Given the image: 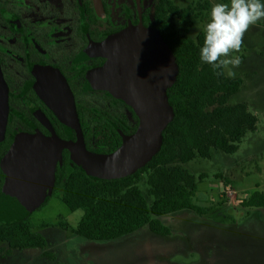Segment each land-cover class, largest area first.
I'll return each instance as SVG.
<instances>
[{
    "label": "trees",
    "instance_id": "1",
    "mask_svg": "<svg viewBox=\"0 0 264 264\" xmlns=\"http://www.w3.org/2000/svg\"><path fill=\"white\" fill-rule=\"evenodd\" d=\"M82 3L87 19L93 22L98 17L94 0H83ZM210 6L211 3L202 0L185 8L173 0H155L150 24L145 25L146 28L120 32L147 29L156 33L173 52L178 77L167 87L172 117L152 159L121 178L90 176L65 150L58 163L54 192L62 190L60 200L72 212L82 209L84 215L76 227L63 221L58 223L60 227L92 241H113L143 229L156 236L172 237L171 227L162 220L164 216L183 211H189L199 219L207 215V208L195 201L199 181L206 175L197 179L184 165L197 158L213 159L215 152L237 153L247 134L256 132L259 125V118L248 103H230L231 97L241 92L244 80L229 77L225 69L214 70L201 61L200 49L205 32L191 38L177 27V22H186L210 10ZM134 19L138 20V17ZM83 70L80 75L85 76L87 71ZM217 71L224 74L217 75ZM50 78L61 81L55 74ZM69 84L74 86L71 82ZM109 99L111 105H94L93 108L78 104L86 145L93 152L113 153L125 137L136 132L140 123L131 106L111 96ZM52 117L53 120L50 118L49 121L53 128L45 127V121L40 118L37 125L41 132L33 133L75 140L73 129L65 126L57 116L52 114ZM4 180L5 175L0 169V195ZM142 182L148 185L146 193L140 187ZM242 206L264 208V194L254 193L243 201ZM44 224L45 227L51 225ZM33 229L30 216L0 226V243L8 245L7 249L0 247V261L10 256L13 250L35 248L44 250L43 255L53 259V254L46 251L48 241Z\"/></svg>",
    "mask_w": 264,
    "mask_h": 264
},
{
    "label": "rangeland",
    "instance_id": "2",
    "mask_svg": "<svg viewBox=\"0 0 264 264\" xmlns=\"http://www.w3.org/2000/svg\"><path fill=\"white\" fill-rule=\"evenodd\" d=\"M102 1L97 0V3ZM173 1L185 8L201 0ZM202 1L211 3L210 10L186 22H177L180 32L191 38L205 32L215 3L228 2ZM105 2L114 14H106L103 20L113 25L123 24L130 11L131 0ZM16 6L22 8V24L27 34L32 28L41 31L43 36H39V42L41 39L46 45L55 43L56 51L60 49L59 41H64L65 37H53L46 25L51 23L54 33L67 16L66 24L73 27V18L78 16L79 10L77 0H0V44L2 40L8 42L14 38L3 24V15L5 9ZM70 34L71 30L66 35ZM11 42L15 41L11 39ZM63 45L62 49L71 48L69 44ZM233 54L239 56L241 63L238 67L229 65L225 69L226 74L242 78L244 85L239 94L231 97L230 103H248L250 110L258 116L259 125L256 132L247 134L237 153L215 152L213 159L197 158L184 165L197 179L206 175L199 185L209 189L210 193L202 188L205 195L195 199L198 205L200 202L201 206L207 207L204 218H196L189 211L164 216L162 220L171 227L172 237L156 236L143 229L113 241H92L58 225L63 221L76 227L84 211L72 212L60 200L62 190H56L42 207L30 215L34 232L48 241L46 251L54 258L44 256L45 251L38 248L16 249L1 259L0 264H264V208L242 206L243 201L254 193L264 194V20L249 27L241 50L230 53L229 58ZM229 72L235 74L230 75ZM222 180L223 183H232L239 192L242 199L239 205H229L223 194H219ZM140 187L145 193L148 190L145 182ZM44 223L51 225L45 227ZM0 247L7 249L8 245L0 243Z\"/></svg>",
    "mask_w": 264,
    "mask_h": 264
},
{
    "label": "water",
    "instance_id": "3",
    "mask_svg": "<svg viewBox=\"0 0 264 264\" xmlns=\"http://www.w3.org/2000/svg\"><path fill=\"white\" fill-rule=\"evenodd\" d=\"M95 2L98 12L102 11V3ZM100 50L107 63L95 73L96 84L134 109L140 120L136 132L125 137L113 153L89 150L69 86L49 80L41 92L60 121L75 130L76 138L35 134L17 139L2 161L5 183L0 195V226L21 221L43 206L54 193L58 163L65 150L82 171L104 179L130 175L157 153L173 113L167 95V87L178 77L173 52L147 29L120 33ZM9 111L8 89L0 85V138L5 135Z\"/></svg>",
    "mask_w": 264,
    "mask_h": 264
},
{
    "label": "flooded vegetation",
    "instance_id": "4",
    "mask_svg": "<svg viewBox=\"0 0 264 264\" xmlns=\"http://www.w3.org/2000/svg\"><path fill=\"white\" fill-rule=\"evenodd\" d=\"M82 1L77 0L79 10L78 16L73 18V27L66 24L67 18L69 20L67 16L62 20L63 25L54 33L51 23L46 25L53 37H65L64 41H59L60 49L57 51L55 43L46 45L41 39L39 42V36H43L41 31L32 28L30 34H27L22 24L20 6L8 7L4 11L3 24L13 34L14 38L11 39L15 42H11V39L8 42L2 40L0 44V85H5L8 89L10 107L6 132L0 138V169L3 173L2 161L17 139L35 134L33 132H41L37 125L40 118L45 121V127L53 128L49 119L53 120L52 114L55 113L41 92L44 90L43 86L52 80L51 75L55 74L66 85L68 82L73 83V87L70 84L67 86L74 96L77 110L78 104L90 105L92 108L94 105H111L109 96L121 101L96 84L95 73L107 63V57L101 53L100 48L121 31L148 26L155 0H131L130 11L125 22L120 25L103 20L106 14H114L109 11L105 0L102 1L104 9L101 13L94 3L98 17L89 22ZM138 1L140 6L137 5ZM136 17L138 20L134 19ZM70 30L72 34L66 35ZM63 43L69 44L71 48L62 49ZM82 70L87 71L85 76L80 75Z\"/></svg>",
    "mask_w": 264,
    "mask_h": 264
},
{
    "label": "clouds",
    "instance_id": "5",
    "mask_svg": "<svg viewBox=\"0 0 264 264\" xmlns=\"http://www.w3.org/2000/svg\"><path fill=\"white\" fill-rule=\"evenodd\" d=\"M264 20V0H228L215 3L211 8L210 20L205 27L203 46L200 49L202 62L214 70L227 69L229 65L238 67L239 53L244 35L249 27ZM223 75V71H217ZM234 75V72H229Z\"/></svg>",
    "mask_w": 264,
    "mask_h": 264
},
{
    "label": "built area",
    "instance_id": "6",
    "mask_svg": "<svg viewBox=\"0 0 264 264\" xmlns=\"http://www.w3.org/2000/svg\"><path fill=\"white\" fill-rule=\"evenodd\" d=\"M222 194L224 200L231 206H237L242 201L239 192L230 182L224 183Z\"/></svg>",
    "mask_w": 264,
    "mask_h": 264
},
{
    "label": "crops",
    "instance_id": "7",
    "mask_svg": "<svg viewBox=\"0 0 264 264\" xmlns=\"http://www.w3.org/2000/svg\"><path fill=\"white\" fill-rule=\"evenodd\" d=\"M224 182V180H222V185L220 186V192H219V194H222V187H223V183ZM201 183V182H200ZM199 183V184H200ZM202 188H204V187H201V185H199L198 186V191H197V194H196V200L198 199V198H200V197H202V196H204L205 195V192L204 191H202ZM204 189H206L209 193H210V190L209 189H207V188H204ZM199 204L200 205H202L200 202H199ZM203 207H205V206H203ZM207 208V207H206Z\"/></svg>",
    "mask_w": 264,
    "mask_h": 264
}]
</instances>
